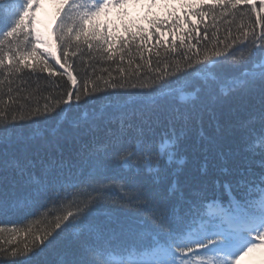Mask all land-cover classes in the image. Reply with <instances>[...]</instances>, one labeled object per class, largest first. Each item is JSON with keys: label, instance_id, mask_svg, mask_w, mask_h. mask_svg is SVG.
<instances>
[{"label": "snow or ice", "instance_id": "6c2138e0", "mask_svg": "<svg viewBox=\"0 0 264 264\" xmlns=\"http://www.w3.org/2000/svg\"><path fill=\"white\" fill-rule=\"evenodd\" d=\"M63 8L64 16L61 25L57 27L58 39L61 41L60 51H52L49 41L41 33H35L38 43L48 45L45 52L41 53L32 44L30 31L34 20L35 8L39 6V0H0V71H7L8 76L13 73L19 74L25 68L33 72L47 71L49 76H66L70 82V88L63 93L44 97L50 101L44 105L41 112L37 107L29 112V115L47 117L59 110L64 112L72 107L95 102L99 97L97 93L107 95L109 89L136 90L124 91L123 94L131 99L118 107L119 128L106 129V134L111 137H123L127 133L135 131L134 143H129L127 148L119 151H108L106 146H99L94 152L89 153L88 158L95 157L98 163L94 164L86 176L75 183L62 179L60 175H52L56 167L63 169L66 165L56 160L39 161L29 158L27 154L23 159L13 158L0 162V171L6 169L15 170L16 174L35 193H50V203L37 209L40 218L50 227L45 228L40 235L34 239V249L26 253L17 250L11 252L13 257L22 256L24 264L35 257L44 248L50 247L60 241L66 234L78 233L76 246L65 254L61 264H236V261L253 252L261 253L260 264H264V130L258 138L249 145L248 151L252 156L259 155L258 165H253L249 160L231 163L228 156L223 152H217L215 156H205V165L201 176L194 178L195 189L185 198L181 193V204L176 208L169 209L167 201L161 199L153 201L151 214L148 216L149 228L152 240L147 246L128 243L129 232L121 229L104 230L90 223L89 218L95 214L97 207L103 203H117L111 200V188L115 184V178L107 177L105 173L113 168H127L129 170L141 168L148 173L161 171V159L168 156L169 162L172 158V150L180 140L176 134V126L187 129L193 123H201L207 115L216 119L217 109L234 96L249 97L259 95L261 109L258 119L264 123V44H257L258 37L255 29H252L253 39L243 45L242 48L231 50L232 45L226 46L224 51H213L205 54L202 58L193 59L186 57L183 67L179 64L172 69L169 64H164L163 70L158 69V74L150 78V83H104L107 87L101 88L92 82L89 88L87 69L85 77L77 84V76L73 74V65L69 60L77 55L71 50V44L65 39L73 32V27L64 25V19H75L79 21V33L75 39L80 40L84 35L83 23L93 17H98L110 6H124L128 4H140L143 0H56ZM156 0H148L149 8L154 6ZM204 3V0H201ZM264 5V0H260ZM251 4L253 11L256 9L254 0H211L210 8L236 9L237 5ZM194 7V5H188ZM202 15V13H197ZM124 16L128 13L125 11ZM145 19L147 17H144ZM257 22L264 20L259 12L256 13ZM135 22H133L134 25ZM152 26L163 24L164 21L153 20ZM133 25L125 24V31L129 33L128 40L121 37V43L127 47L129 41L145 39L143 33L147 29H140V33L131 31ZM62 28L66 31L61 35ZM243 35L247 37L248 32ZM23 42L31 45L21 50L19 44ZM97 36L96 30L92 32V38ZM264 36V33L261 34ZM9 38H15L17 48L15 51L9 47L7 53L4 51V43ZM84 43L89 49L92 44L86 39ZM98 48L108 52L112 56L109 40L105 36ZM17 54H19L17 56ZM54 57V62L63 69L56 72L45 56ZM199 55V53H197ZM7 58V59H6ZM31 58L36 61L35 66L28 63ZM202 66V67H198ZM242 66V67H241ZM139 68V65L136 66ZM240 67L238 76L228 79L223 78L225 68ZM211 69L203 78V81L193 78L194 73L204 72ZM123 71V70H121ZM183 78L188 86L193 89L189 93L181 92L178 102L171 83L174 79ZM98 79H102L98 78ZM5 83L0 80V86ZM11 84L12 81L8 80ZM20 92L27 91V82ZM59 88V85L56 86ZM168 90L164 96L159 95ZM9 88V92H11ZM35 92L39 94L37 85ZM119 94V93H116ZM31 99V93L23 97ZM171 98L175 107H166V101ZM111 105H106L110 107ZM4 113L0 112V124L4 128L8 124L3 121ZM132 117L139 123L134 124ZM256 117H254L255 119ZM23 119V117H21ZM169 125L170 131L165 134L160 146L157 148L147 138L148 131L159 125ZM89 132L99 130L95 121H85L80 125ZM219 131V126L217 127ZM40 148H49L51 142L43 136L39 137ZM0 142L8 143V137H0ZM210 143H215L210 141ZM256 148H260L259 153ZM210 151V149H205ZM27 153V149H25ZM36 155H39V149ZM230 155V154H229ZM41 166V174L37 175L33 169ZM258 167V171L256 168ZM214 173L220 175L214 176ZM3 177H0L2 180ZM121 192L125 200L124 206L139 207L136 204L141 199V189L133 183L121 184ZM175 191V183L169 189L171 194ZM16 206H28L29 200L15 201ZM182 209V210H181ZM39 223V221H37Z\"/></svg>", "mask_w": 264, "mask_h": 264}, {"label": "trees", "instance_id": "16d2710c", "mask_svg": "<svg viewBox=\"0 0 264 264\" xmlns=\"http://www.w3.org/2000/svg\"><path fill=\"white\" fill-rule=\"evenodd\" d=\"M210 3L211 0H204L203 4L201 0H156L155 5L149 8L148 0H143L142 3L135 5L110 6L98 17L84 21V35L79 41L75 39L76 34L79 33V21L64 19V25L73 27V32L65 38L71 44V50L76 51V46L79 45L77 55L69 60L73 65V74L77 76V84L79 85L81 78L85 77V69H87L89 88L92 82L101 88L107 87L105 81L126 84L150 83V78L158 74V69L163 70L164 64H169L172 69L177 64L183 67L186 57L198 59L206 53L224 51L226 46L233 44V41L235 45L231 50L242 48L245 43L253 39L252 29H255V35L258 37L256 43L264 44V36H261L264 33V20L259 22L256 20L257 12L264 16V5H261L260 0H254L255 11L251 4H240L236 9H212ZM43 4H49L55 16L54 39L58 53L61 49V41L57 38V27L61 25L64 12L61 10L63 6L56 0H39L30 29L33 33L30 39L39 52H45L37 45L34 31L35 20ZM125 11L128 13L127 16L123 15ZM153 20L164 23L157 24L154 28L151 23ZM125 24L133 25L131 31L137 34L140 33L141 28L147 29L143 33L145 39H139L138 35L137 40L129 41L127 47L123 46L120 38L128 40L129 37V33L124 28ZM93 30L97 32L94 39ZM65 31L66 28H62L60 34L63 35ZM244 32H248L249 35L245 37ZM105 36L111 46V58L108 52L98 48ZM86 39L92 44L91 49L84 43ZM9 40L12 41L11 44L5 41L3 45L6 53L9 47L13 51L17 48L15 38ZM19 47L21 50L25 48L31 50V45L23 42V36ZM44 58L56 72H63V69L55 64L53 57L46 55ZM28 63L35 66L36 61L29 58ZM137 65L139 68L136 67ZM209 71L212 70L194 73L193 78L203 81ZM239 72L240 67H228L225 68L222 76L228 79L238 76ZM101 77L102 79H98ZM0 80L5 81L0 86V112L4 113L2 119L8 124L7 128L0 124V137L6 136L9 141L6 144L0 142V162L13 158L23 159L25 154L36 161L40 158L45 161L56 160L66 166L63 169L54 168L52 175L58 174L62 179L66 178L75 183L86 176L93 165L99 162L95 157L88 158L89 153L94 152L97 147L106 146L108 151L114 152L127 148L130 142H135V131L123 137H111L106 134V129L119 128L120 113L117 109L131 99L123 92L136 90L118 89L113 93V90L109 89L107 95L97 93L99 98L95 102L72 107L71 110L64 112L57 110L47 117H37L29 115V112L37 107L43 112L46 103L51 107L50 101L44 97L52 96L55 99L57 94L63 95L70 88L67 77L49 76L47 71L33 72L25 68L21 73H13L12 76H8L6 70L0 71ZM8 80L12 83L9 84ZM25 81L27 91L18 94L17 90L24 87ZM37 85L40 88L39 94L35 92ZM57 85L59 88L56 87ZM9 88L12 89L11 92ZM171 89L177 97V102L181 92L193 91L183 78L174 79ZM167 92L168 90L165 89L159 95L164 96ZM30 93L31 99L23 98ZM106 105L111 106L106 107ZM175 106L171 98L166 101V107ZM260 109L258 94L249 97L234 96L217 109L216 119L205 115L201 123H193L187 129L177 125L176 134L181 138L172 150L171 162L167 155L162 157L161 171L158 175L148 173L143 168L139 170L113 168L107 171L105 173L107 177L115 178L110 199L117 203L100 204L95 214L89 218L90 223L104 230H127L128 243L144 246L150 244L152 236L148 216L151 214L153 201L164 199L169 209L180 205L181 193L188 198L195 189L194 178L201 176L205 156H215L217 152H223L228 156L230 163L233 160L247 159L253 165H258L259 155L252 156L247 149L264 130V123L258 119ZM131 119L134 124L139 123L135 117ZM85 121H95L99 130L89 132L86 128L80 127ZM169 131V125H159L148 131L147 138L158 148ZM40 136L51 142L49 148H40ZM206 148L210 151L206 152ZM38 149L39 155H36ZM260 150L256 148L257 153ZM256 170H259L258 167ZM33 171L37 175L41 174L39 163ZM0 177H3L0 180V264H24L22 256L13 257L11 252L17 250L26 253L27 250L34 249L35 237L45 228L50 227L37 212V209L42 210L43 206L50 203V193H35L13 169L0 171ZM127 183L140 187L141 199L136 202L139 207L124 206L125 200L120 185ZM173 183H175V191L170 194L169 189ZM26 199L29 200L28 206L14 204L15 201ZM77 237L78 233L75 230L66 234L56 244L44 248L38 255L28 260L27 264H61L62 257L75 248ZM260 260L261 253L253 252L243 256L236 261V264H260Z\"/></svg>", "mask_w": 264, "mask_h": 264}, {"label": "rangeland", "instance_id": "374dc122", "mask_svg": "<svg viewBox=\"0 0 264 264\" xmlns=\"http://www.w3.org/2000/svg\"><path fill=\"white\" fill-rule=\"evenodd\" d=\"M55 16L49 4H43L39 10L36 20L34 31L41 33V35L49 41L52 51L56 52L55 39H54ZM37 45L45 51L48 45L38 43ZM54 58V57H53Z\"/></svg>", "mask_w": 264, "mask_h": 264}]
</instances>
